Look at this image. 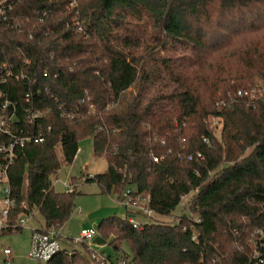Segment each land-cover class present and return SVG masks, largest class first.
<instances>
[{"label":"trees","instance_id":"16d2710c","mask_svg":"<svg viewBox=\"0 0 264 264\" xmlns=\"http://www.w3.org/2000/svg\"><path fill=\"white\" fill-rule=\"evenodd\" d=\"M12 1L0 23V52L16 68L22 52L31 82L8 80L1 89L18 102V127L35 132L22 114L23 96L31 95L28 106L45 112L35 124L46 138L16 150L8 167L14 205L0 233L19 231L18 218L33 210L45 228L64 225L77 180L69 182L72 193L56 194L50 178L91 137L107 170L85 182L102 195L121 202L133 186L131 197L147 198L148 213L168 215L194 192L189 216L173 224L103 220L96 231L105 242L131 251L107 257L111 264L256 261L249 239L264 229V0ZM12 21L18 27H8ZM60 103L72 119L61 117ZM211 118L221 122L219 135ZM90 254L81 242L44 263L100 264Z\"/></svg>","mask_w":264,"mask_h":264},{"label":"built area","instance_id":"2783aa9c","mask_svg":"<svg viewBox=\"0 0 264 264\" xmlns=\"http://www.w3.org/2000/svg\"><path fill=\"white\" fill-rule=\"evenodd\" d=\"M70 7L76 6L75 0H69ZM12 0H2L0 1V23L8 21V13H10L13 9ZM74 29L75 33L81 31L79 26V22L74 19ZM8 27H18V24L15 21L8 22ZM18 59H20V66L16 68L15 63L9 59V56L5 52H0V186L2 187V195L3 198L0 199V232L3 229H6L8 216L10 208L14 205L13 200L10 198V189L8 186V167L12 165L17 156V149L23 148L26 144H40L45 141L46 136L43 134L40 126H37L35 123L43 117L44 113L42 110H38L37 108H33V106H28L31 104V95L26 93L23 96V102L27 104L26 107L23 108V118L29 125H33L35 127V132H31L30 130H25L24 128H19L20 119L18 118V102L12 101L9 98L8 93L3 91L1 88L5 87V84L8 80H12L15 82H21L24 80L30 81L27 75L24 73V67L29 64V61L24 58L22 52L18 53ZM43 76H47V72L43 73ZM31 82V81H30ZM248 96L247 92L238 91L234 96ZM81 103H84L82 100ZM224 105V102H219L218 107ZM60 109H63L61 112V117L72 119L70 113H67L64 110V104L60 103ZM93 110V109H92ZM48 112V111H47ZM46 112V113H47ZM16 117L17 121H14L13 118ZM212 125H220L221 122L217 118H211ZM50 127L47 128L46 132H50ZM203 143L206 145L208 143V139H203ZM77 154L80 152L79 148H77ZM194 159L193 155H190L187 160L190 161ZM195 159H203L201 153L195 154ZM158 157L153 158V162L157 163ZM91 178V176H89ZM66 188V193H72L73 188L71 185L63 184ZM147 199V198H146ZM121 204L124 206L132 207L135 210H142L140 203L142 199L139 196L135 198L131 197L130 190L126 189L121 196ZM148 201V199H147ZM25 208V206H23ZM147 208V207H146ZM129 222L133 225V227H140L137 223L134 222L133 218H128ZM16 227H20L19 224ZM79 236L76 239H70L68 241V246H62L61 244V234H59V229L55 227L44 228V229H31V242L28 255L38 262H46L53 255L59 253L60 251H64L66 254L71 255L74 250H76L77 244L81 242H85L87 244V249L91 252L89 255L90 260H94L99 262L100 264H111L108 261L107 257L103 254L97 253L94 249H92L91 244L93 238L98 235L96 229H80ZM256 233L259 235L258 238L251 237L249 239L250 244L253 246V258H257L256 261L251 262L249 264H264L263 258L260 257L262 238H264V229H257ZM196 239V234H193L192 240ZM91 242V244H90ZM6 256V264H10L11 262V252L8 249L3 250ZM119 264H125L124 260H121Z\"/></svg>","mask_w":264,"mask_h":264},{"label":"rangeland","instance_id":"374dc122","mask_svg":"<svg viewBox=\"0 0 264 264\" xmlns=\"http://www.w3.org/2000/svg\"><path fill=\"white\" fill-rule=\"evenodd\" d=\"M261 85V81L256 79L254 85ZM210 129L216 135L220 133L221 125H212V120H208ZM79 153L75 156L74 161L67 165L61 163V169L57 175L50 178L51 185L53 186L56 194L65 192L66 188L63 184L70 185L72 179H76V194L74 208L69 216V219L64 223L60 229L61 244L68 246L70 239H76L79 236L80 229H96L98 225L105 219L111 216L128 217V213L134 216V222L138 225L145 223H167L173 224L178 221L182 215H188V205L191 202V196L194 192L183 197L180 204L173 212L168 215H155L147 212V199H143L140 203L142 210H135L132 207L124 206L116 200L114 195H102L100 189L95 183H87V176H94L104 174L107 170L106 163L103 158H95L92 150V138L82 140L78 143ZM58 157L62 160L61 151L57 149ZM72 187V186H71ZM125 189L134 190L133 186H127ZM3 198L2 187L0 186V199ZM33 212V213H32ZM129 218V217H128ZM197 218L192 215L190 219ZM43 223V218L36 211H31L29 214L21 215L18 218V224L22 228L19 231H9L0 233V264H6V256L4 252L8 249L11 252L10 264H45L32 259L28 253L31 242V229H37ZM67 236V237H65ZM91 244V242H90ZM79 248V244H77ZM92 249L97 253L103 254L106 257L115 258L117 254L128 253L130 248L126 243H122L118 252L113 249L112 245L108 242L104 244H91Z\"/></svg>","mask_w":264,"mask_h":264},{"label":"water","instance_id":"95a60500","mask_svg":"<svg viewBox=\"0 0 264 264\" xmlns=\"http://www.w3.org/2000/svg\"><path fill=\"white\" fill-rule=\"evenodd\" d=\"M13 120L17 121L16 117H14ZM92 243L104 244L105 240L98 234L93 238Z\"/></svg>","mask_w":264,"mask_h":264},{"label":"crops","instance_id":"0c3cea01","mask_svg":"<svg viewBox=\"0 0 264 264\" xmlns=\"http://www.w3.org/2000/svg\"><path fill=\"white\" fill-rule=\"evenodd\" d=\"M35 212H36V210H34ZM33 213V212H32ZM128 213V217H130V218H134V216H132V214H130V212H127ZM122 219H124L123 217H121ZM134 220V219H133ZM64 226V225H63ZM45 228V222H44V219H43V223H42V225H40L39 226V228H37V229H44ZM62 227H60L59 228V234H61V231H60V229H61ZM61 236H63V234H61ZM65 237H67V236H65ZM68 238V237H67ZM3 252V251H2Z\"/></svg>","mask_w":264,"mask_h":264}]
</instances>
